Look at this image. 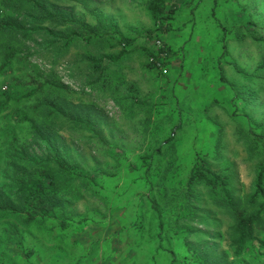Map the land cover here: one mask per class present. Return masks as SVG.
<instances>
[{"label":"rangeland","instance_id":"rangeland-1","mask_svg":"<svg viewBox=\"0 0 264 264\" xmlns=\"http://www.w3.org/2000/svg\"><path fill=\"white\" fill-rule=\"evenodd\" d=\"M35 1L55 17L46 18L30 1L0 0V23L14 20L21 26L0 31V63L1 42L19 48L24 61L34 64L40 74L54 81L59 78L64 92L60 106L70 115L48 119L47 108L40 107L35 115L41 133L26 125L18 128L19 152L35 159L58 155L90 177L75 179L67 193L66 228L60 213L27 225L18 215L0 210V264H171L173 258L188 264L189 244L211 250L214 257L228 254L232 259L227 244L233 218L225 208L198 185L194 194L201 199L185 203H197L201 211L189 220L179 199L188 191L190 170L199 153L224 156L218 168H231L237 196L245 198L253 188L257 164L264 161V146L253 151L250 134L254 130L264 134V0H174L182 9L172 19V31L165 34L154 33L150 0ZM80 23L98 35L88 41L78 39L88 34ZM149 31L154 34L148 35ZM63 36L77 39L68 48L62 43L51 45ZM121 38L133 39L134 50L110 66V82L88 86L89 58L118 54L121 47L112 46ZM164 42L173 53L161 74L148 69L147 50ZM203 63L209 68L201 73L198 65ZM234 63L255 77L244 81ZM25 65L16 63L0 76V191L4 193L0 197L15 193L13 172L7 167L6 128L14 124L12 112L29 104L17 99L25 86L17 88L5 108L1 92L10 76L22 77L28 70ZM216 65L222 77L212 72ZM133 95L138 105L131 108L130 100L123 99ZM178 114L183 125L175 131L173 145L166 146ZM160 147L161 155L152 162L160 174L149 190L132 172L141 153ZM154 176L149 175L151 180ZM94 178L96 183L91 182ZM140 194L147 195L146 209L157 210L153 214H160L164 222L159 251L157 242L155 247L145 242L148 228L156 236L158 225L144 221L141 233L134 225ZM178 207L183 211L179 213ZM123 215L122 230L118 222ZM205 219L218 220L220 230L205 225Z\"/></svg>","mask_w":264,"mask_h":264},{"label":"trees","instance_id":"trees-1","mask_svg":"<svg viewBox=\"0 0 264 264\" xmlns=\"http://www.w3.org/2000/svg\"><path fill=\"white\" fill-rule=\"evenodd\" d=\"M26 1L33 2L34 6L41 10L46 18L55 17V15L47 10L43 4L35 0ZM148 7L155 20L154 33L159 32V34L172 31V19H174L176 12L182 9V5L174 0H150ZM79 25L81 26L80 29L86 30L88 34L78 39L88 41L98 35L94 30L88 27V25L81 23ZM20 27L21 26L14 20H7L0 23V31L7 28L17 29ZM152 33L153 31H149L148 35ZM246 37L245 32H241V40H245ZM76 39L77 38L73 36L58 37L51 42V45L62 43V46L68 48L69 44L76 41ZM133 42L134 40L129 38L115 40L112 47H121V50L117 52L118 54L105 55L99 59L95 57L89 58L92 66L90 74L92 79L88 80V86L98 84L105 85L110 82V66L120 62L126 54L134 50L132 47ZM1 47L3 58L0 63V76L8 74L16 63L22 62L26 64L23 68L28 69L25 70L21 78L15 76L9 77L7 88L4 92H1L2 106L5 108L7 104L12 101L14 93L17 88L21 86H25V91L22 95H17V99L26 100L29 104L26 106L25 110H23V108H17L12 112L14 124H10L6 128L10 137L7 167L12 169L13 172L12 178L13 185L15 186V193L12 196L14 200H12L10 199L12 197H5L3 195V190L0 191V193H3L0 197V210L9 214L18 215L27 225L38 222L42 223L60 213L64 215L61 223L62 226L66 228L68 225L67 212H69V199L67 198V193L72 189L71 186L75 179L87 180L90 175L77 164L69 163L58 155L44 159H35L20 154V137L17 132L18 128H21L22 125H26L31 131L41 133L39 128L40 123H38L37 116L35 115V113H38L40 107L47 108L49 114L48 119H52L53 116L57 117L59 115H64L66 116L65 118L69 117L70 114L66 112L63 113L60 106L64 94L63 88L61 87L62 85L58 77L56 81H54L51 76L40 74L30 61H24L25 58L21 57L19 48L11 46L8 42H1ZM172 53V48L165 42L158 49H148L147 55L151 59V61L147 62L148 69L162 74L163 67L166 65L169 66L167 62L169 61L168 58H171ZM208 53H210V51ZM202 55L203 61H206V59H208L207 55ZM234 65L239 74L242 75L244 81L248 82L251 78L255 77V75L240 68L239 65L235 63ZM198 66L201 73L209 68L208 64L205 63ZM263 66L264 63L262 64V67ZM34 71H36V73H34ZM212 72H217V75L222 77L219 65H216L212 69ZM223 82L227 83L228 81L223 79ZM231 87H234V85H231ZM236 90L239 91L238 89ZM236 94L238 95L239 93ZM127 98L132 103L130 106L131 108L138 105V101L136 100L137 96H128L123 100ZM174 99H176V97H174ZM173 101L175 102V100ZM176 108L174 110H176ZM175 117L177 120L176 126L173 131L169 133L166 140L167 142H165L166 146L173 145L176 132L183 125L181 116L178 114V116ZM74 120L83 125L82 120V122L76 118H74ZM49 123L50 122H47V124ZM86 124L89 125L90 123L86 122ZM49 125L51 126V124ZM91 129L93 131V128ZM94 131L98 137V131ZM250 134L255 136L253 137L251 135V141L255 142L253 151L257 148H263L264 134L257 133L255 130ZM162 151V147H160L157 151L141 153L138 156V163L135 165L136 169H133L132 176H139L138 179L144 181L149 187V190L153 189L154 182L160 174V169L158 167L153 168L152 162L157 158V155H161ZM198 155L199 156L195 158L188 177V191L179 201H182V205L186 208L184 210L186 218L188 217L189 220H192L197 216V211L201 210L197 203L190 204L185 203V201H199L201 198H198L194 194V188L198 185H203L208 193H205V195L225 208L233 218L229 242L227 244V253L230 254V251L232 252V259L229 258L228 254L217 256L218 258L214 257L211 250L204 251L201 248L189 244L190 256L187 258L188 264H264V161H260L257 164L253 188H251L250 193L244 198L234 193L232 187L233 172L231 168L229 166L218 168V166L223 163V155L219 154V152L214 154L210 152L205 154L199 153ZM229 170L231 171L228 173ZM150 174L155 175L153 177L154 180L150 179ZM91 182L96 183L97 180L94 178ZM140 196L141 197H137L135 200L136 210L134 217L136 219L134 225H137L136 228L140 233L143 229L144 221H149L150 224L158 225L156 236L154 235L155 230L151 227L148 228L147 241L145 242L153 243L154 245H151L152 247H155V242H157V251H159V248H163L161 242L163 240L162 229L164 222L161 220L160 214H153V210H157L152 207L146 209L145 200L147 199V195L140 194ZM182 211L183 209L178 207V212L180 213ZM125 217L124 215L119 217L121 221L118 222V224L122 225V230L123 225H126ZM204 223H206L205 225L210 224L215 226L216 229L221 226L216 219L212 221L205 219ZM197 233L198 231L195 232V234ZM153 251L156 252V249ZM171 264H178V260L173 258Z\"/></svg>","mask_w":264,"mask_h":264}]
</instances>
